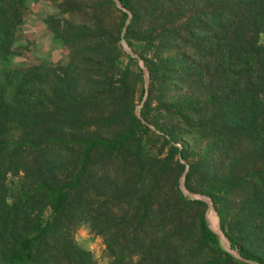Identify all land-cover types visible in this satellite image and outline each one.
Listing matches in <instances>:
<instances>
[{
	"label": "trees",
	"instance_id": "trees-1",
	"mask_svg": "<svg viewBox=\"0 0 264 264\" xmlns=\"http://www.w3.org/2000/svg\"><path fill=\"white\" fill-rule=\"evenodd\" d=\"M53 1L44 25L67 59L20 67L9 61L29 41L33 0H0V264H96L74 242L80 224L108 264H246L219 246L206 203L183 194L176 155L230 246L264 264V0H117L127 25L114 0ZM124 27L164 157L140 135L151 130L134 115L141 69L119 46Z\"/></svg>",
	"mask_w": 264,
	"mask_h": 264
},
{
	"label": "rangeland",
	"instance_id": "rangeland-1",
	"mask_svg": "<svg viewBox=\"0 0 264 264\" xmlns=\"http://www.w3.org/2000/svg\"><path fill=\"white\" fill-rule=\"evenodd\" d=\"M114 1L116 3V6L120 10L128 14L127 20L125 22V25H127L131 17V13L128 10H125L121 5L119 6L120 3L117 0ZM53 2V0H33L32 4H30L29 12L24 17V21L21 26V30L23 31L24 36L29 41H20L16 44V46H21V48L17 51V55L10 59V65L22 67L39 62L46 64H56L66 61L68 50L64 48L57 40L50 36L44 25V19L46 18L47 14L54 12L55 10ZM125 31L126 27H124L122 30V38L119 42V46L124 53L128 54L136 60L137 67L141 69L140 74L135 66H131V70L137 75V92L135 98L134 115L141 124L147 126L151 130V132H143L142 130L140 132V135L142 137L146 150L153 154L164 157L169 153V144H167L164 140L165 136L163 132L158 131L154 125L146 122L140 112V109L147 101L146 99V101L143 102L145 94L147 93L149 95V72L147 67L145 66L143 59H141L138 54L134 53L123 39V34L125 33ZM261 40H264V35L261 36ZM126 47L129 48L135 56L129 54L126 50ZM121 60L122 64L127 63L126 58L123 57L121 58ZM156 108L157 103L153 101L148 106L147 111L150 115H153L156 111ZM175 133L178 134V131H175ZM167 137L168 136H166V138ZM189 142L190 141L188 139H182L183 144H188L189 146ZM176 146L181 148V144L179 143L176 144ZM191 152L193 155L198 154L193 145L190 146V153ZM174 161H178L179 163L184 165V172L179 179L180 188L183 194L190 197L191 199H199L206 203L207 208L205 210V217L209 227L217 236L219 246L241 262H244L246 264H259L243 258L236 249L230 246L229 241L227 240L221 229L220 217L215 210L210 198L199 193L189 192L185 188V174L189 170V162L182 159L180 155H176L174 157ZM30 176L28 177V182L31 181ZM25 182V173H23L22 171L18 172L15 175H8L7 185L10 189V195L18 193L22 189V186ZM73 239L74 242L77 243L80 247L87 249L92 253L96 264H108L109 259L106 254L105 245L102 238L91 233L86 225L80 224L76 227L73 232Z\"/></svg>",
	"mask_w": 264,
	"mask_h": 264
},
{
	"label": "water",
	"instance_id": "water-1",
	"mask_svg": "<svg viewBox=\"0 0 264 264\" xmlns=\"http://www.w3.org/2000/svg\"><path fill=\"white\" fill-rule=\"evenodd\" d=\"M118 4H119V3H118ZM119 6H120V4H119ZM126 50H127V52H128L129 54H131L132 56H135L129 48L126 47ZM147 96H148V94L146 93V94H145V97H144V99H143V102L146 101Z\"/></svg>",
	"mask_w": 264,
	"mask_h": 264
}]
</instances>
